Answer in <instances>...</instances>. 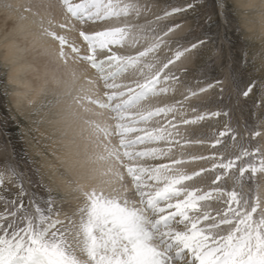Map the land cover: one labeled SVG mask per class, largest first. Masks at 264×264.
Here are the masks:
<instances>
[{
  "label": "snow or ice",
  "instance_id": "snow-or-ice-1",
  "mask_svg": "<svg viewBox=\"0 0 264 264\" xmlns=\"http://www.w3.org/2000/svg\"><path fill=\"white\" fill-rule=\"evenodd\" d=\"M0 7L58 42L55 59L63 73L54 79L63 91L57 102L87 158L84 170L66 173L71 196L60 201L47 188L46 196L30 192L26 173L3 161L0 264H264L261 125H246L247 138L230 119L211 136L180 132L182 125L229 117L227 110L187 103L212 88L222 97L225 81L192 88L170 67L208 40L162 55L164 37L180 25L159 28L157 22L195 3L154 19L149 0H3ZM232 81L245 98L258 86L235 70ZM181 84V98L169 100ZM259 90L264 101V81ZM188 145L212 151L185 153ZM197 161L205 164L186 169Z\"/></svg>",
  "mask_w": 264,
  "mask_h": 264
},
{
  "label": "rangeland",
  "instance_id": "rangeland-1",
  "mask_svg": "<svg viewBox=\"0 0 264 264\" xmlns=\"http://www.w3.org/2000/svg\"><path fill=\"white\" fill-rule=\"evenodd\" d=\"M2 2L3 0H0V3ZM8 2L23 4L28 0ZM32 2L57 4V0ZM149 2L153 6L151 19H154L156 14L163 15L172 7L195 3V7L186 12L157 22L159 28L180 25L164 37L171 51L165 48L162 55H173L177 47H188L199 39H206L208 40L206 45L187 53L170 67L180 74L184 84L192 88L206 86L217 79L225 81L222 97L218 88H212L193 97L187 103L198 106L202 111L227 110L229 117L221 115L219 118L206 119L197 125H182L181 135L185 138L211 136L214 132L223 130L229 119L231 125L238 127L245 138L248 136L245 132L246 125H261V130L264 131V101L261 100L259 90V83L264 81V0H220L223 9L218 7V0H149ZM52 11L54 19L57 22L62 21L59 8L55 7ZM16 16L18 14L8 13L0 7L2 38L19 20ZM27 30L39 32L35 26H29ZM15 38L18 39L21 49L25 47L23 60L28 63L26 73L19 74L20 82H23L22 79L28 80L33 88L28 90L25 86L18 85L17 77H14L12 64L2 46L4 42L11 40L9 35L4 42L0 41V165L5 159L17 163L20 170L26 173L25 187L30 192L35 191L46 196L47 188L51 190L53 198L60 201L71 196V190H68L66 183L69 168L64 166L61 156L65 155L68 147L75 145L74 147L80 148L77 160H84L86 164L87 158L83 151V141L75 133L70 135L64 131L65 126L61 128L56 125L66 118L64 106L57 102L63 88L55 84L52 77L54 74L59 78L63 73V67L55 59L58 42L49 41L48 47L31 46L30 41L33 38L29 35L18 34ZM233 70L245 80L257 81L258 86L249 97L238 96L232 81ZM198 80L202 81L199 85L196 83ZM40 84L45 85L46 89L39 92L38 99L32 101L33 93L37 92L35 90ZM184 84L179 86L175 97L168 99H180L185 91ZM192 115L193 113H188L189 118ZM256 141L264 143V139L260 137H257ZM184 151L206 155L212 150L207 145H188ZM204 164V161H197L185 167L188 171H193ZM29 180L32 183H29ZM33 184L36 186L33 187Z\"/></svg>",
  "mask_w": 264,
  "mask_h": 264
},
{
  "label": "bare ground",
  "instance_id": "bare-ground-1",
  "mask_svg": "<svg viewBox=\"0 0 264 264\" xmlns=\"http://www.w3.org/2000/svg\"><path fill=\"white\" fill-rule=\"evenodd\" d=\"M17 18L19 16H16ZM29 26H33L30 24V21H21L20 19L16 22L15 26L11 29V31L9 33H6V35H4V37L2 38L0 35V41H5L6 38H8V36H11V40H7L6 42H4L2 44V46L5 48L6 53H7V57L10 59V62L12 64V71L14 74V77H17V81L19 82L18 85H23L25 86L26 89L30 90L31 88H33V85L31 86L30 82L28 80H23V82L21 81L20 75L22 73H26V69H27V61H24V55L23 52L25 50V47H23V49H21V47L18 44V39L15 38V35H20L23 34L25 35H29L31 38H33L32 41H30V45H36V46H46L48 47L49 41H53L51 38L48 37H43L40 35V33L36 30V31H28V27ZM36 28V27H35ZM37 29V28H36ZM56 31H59L58 29H55ZM26 32V33H25ZM60 32V31H59ZM25 33V34H24ZM72 38H77V34L76 33H71L69 34ZM77 42L79 43V39H77ZM79 67H83V66H79ZM20 74V75H19ZM89 75H92V71L89 70ZM52 77L54 79L55 76L54 74H52ZM51 77V78H52ZM55 84H56V80L54 79ZM46 89L45 85H38V87L36 88L35 93H33V97H32V101H35L36 99H38V95L39 92H42ZM25 92H28L27 90H25ZM26 98V97H25ZM57 126H60L61 128H63V126H65L64 131H67V133L73 134V130L70 129L67 125V121L66 118H63L59 124H56ZM66 127L68 129H66ZM60 129V128H59ZM66 129V130H65ZM63 130V129H61ZM60 130V131H61ZM62 133V132H61ZM63 141V140H62ZM69 144V143H68ZM69 145H67L68 147ZM72 146V145H71ZM75 146V145H74ZM68 147L67 150L64 152L65 155H62L61 158L63 161L64 166H67V168H69V170H71V172L73 174H75L78 171H82L84 170V168L87 167V165L85 164V162H83L84 160H77L78 157V150L80 149L79 147ZM190 147V146H189ZM81 151V150H80ZM66 157V158H65ZM75 161H79V163H76ZM62 179V178H61ZM65 181H63V185H64ZM66 185V184H65ZM67 188V187H66ZM70 190V189H68Z\"/></svg>",
  "mask_w": 264,
  "mask_h": 264
}]
</instances>
